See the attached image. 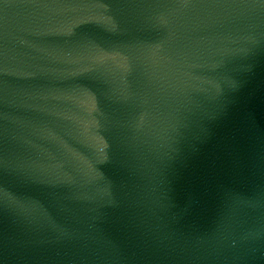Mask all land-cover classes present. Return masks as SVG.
I'll use <instances>...</instances> for the list:
<instances>
[{
  "label": "water",
  "instance_id": "water-1",
  "mask_svg": "<svg viewBox=\"0 0 264 264\" xmlns=\"http://www.w3.org/2000/svg\"><path fill=\"white\" fill-rule=\"evenodd\" d=\"M0 264H264V0H0Z\"/></svg>",
  "mask_w": 264,
  "mask_h": 264
}]
</instances>
